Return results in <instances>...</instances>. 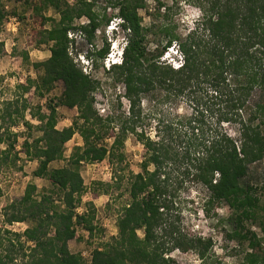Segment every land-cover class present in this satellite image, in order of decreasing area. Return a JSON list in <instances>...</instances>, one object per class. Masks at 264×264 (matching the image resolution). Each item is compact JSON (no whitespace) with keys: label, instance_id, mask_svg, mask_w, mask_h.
<instances>
[{"label":"trees","instance_id":"16d2710c","mask_svg":"<svg viewBox=\"0 0 264 264\" xmlns=\"http://www.w3.org/2000/svg\"><path fill=\"white\" fill-rule=\"evenodd\" d=\"M100 1L32 3L33 18L40 23L36 43L48 45L51 55L35 63L43 71L38 79L19 83L15 97L0 103V173L17 166L23 152L38 161L34 176L48 180L53 187L39 194L38 185L30 182L24 195L7 206L11 210L5 214L8 224L32 225L23 233L5 228L17 242L10 237L8 244L3 243L0 236V264H174L168 255L176 248L196 250L206 259L212 240L186 236L178 225L180 217L174 214L178 194L188 183L208 189L203 208L207 213L212 205L230 207L231 236L247 243L249 249L240 264H264L262 238L247 226L257 223L264 234L261 198L258 188L245 181L252 164L264 159V0H203V20L185 36L164 27L167 44L152 54L141 15L146 0H106L104 6ZM50 9L59 19L46 14ZM7 17L0 0V29ZM83 17L87 22H79ZM114 18L122 20L127 45L121 64H113L109 70L125 86L124 96L130 102L126 117L100 114L96 108L100 82L84 71L72 50L79 35L93 44L98 30ZM172 46L184 56L179 68L161 60ZM3 52L4 42L0 41V55ZM109 52L110 43H106L94 53L105 59ZM59 81L64 84L63 92L48 100L47 110L35 108L25 96L32 91L46 96ZM162 93L165 102L187 97L191 112L178 116L165 109L144 112L145 97L158 103ZM60 106L78 109L71 126L58 128ZM27 111L37 125L26 119ZM153 121L157 138L148 130ZM19 124L41 132L33 140L26 137L21 150L17 146L23 132L14 128ZM129 132L147 149L142 171L129 179L130 197L117 220L118 234L95 248L86 261L69 246L71 240L82 239L79 226L91 237L98 228L93 202H88L87 211L78 212L86 192L81 167L107 158L112 165L123 162ZM76 133L83 144L75 147L65 165L51 168L52 162L64 159L66 145ZM109 137H114L111 146L105 144ZM120 179L108 183L105 191L121 187ZM55 194L61 204H56Z\"/></svg>","mask_w":264,"mask_h":264},{"label":"rangeland","instance_id":"374dc122","mask_svg":"<svg viewBox=\"0 0 264 264\" xmlns=\"http://www.w3.org/2000/svg\"><path fill=\"white\" fill-rule=\"evenodd\" d=\"M39 0H2L8 17L5 19L0 29V41L4 42V52L0 55V103L15 97L16 87L19 83H26L29 78L38 79L43 71L35 67L36 62L44 61L50 57L51 51L48 45H37L36 34L40 28V23L33 18L32 3ZM73 1V0H69ZM104 6L106 0L100 1ZM146 0L147 7L141 10L145 28L148 29L147 41L148 50L157 53L164 50L167 44L168 36L163 31L164 27H169L172 32L185 36L193 27L197 26L205 13L206 3L203 0ZM110 11V8L108 9ZM47 15L59 19V14L50 9ZM83 17L79 22H87ZM116 18L112 19L108 25H103L98 32L93 44L85 37L78 36L73 47V55L83 66L87 73L100 82L96 91V108L101 115L106 117L109 114L121 115L126 117L129 110V100L124 96L125 86L115 80V73L111 72L112 56L107 59L99 58L94 52L102 48L106 43H110V51L113 48V42L117 39L122 44H126L127 35L119 30ZM73 35V34H72ZM125 40V41H124ZM177 47H175V50ZM94 53V54H93ZM88 54L92 55L91 57ZM174 57L171 49H167L161 60L172 63ZM85 58H92L88 66L85 64ZM85 61V63H84ZM35 88V87H34ZM32 88V90L34 89ZM64 84L57 82L53 90L46 96H37L32 93H26L27 98L35 108L42 106L47 110L46 105L49 99L57 98L63 92ZM163 93L160 101L145 97L143 102L144 112L157 113L160 109L170 111L172 116L183 115L191 112L190 103L187 97L165 102ZM257 96V94H255ZM255 96V97H256ZM156 100V101H155ZM161 102V103H160ZM158 106H157V104ZM154 105L156 107H154ZM158 108V109H157ZM36 110V109H35ZM79 112L77 108L58 107V128L71 126L77 118ZM153 116V115H152ZM153 118H155L153 116ZM178 118V117H177ZM26 119L32 124L37 125V119L31 116L27 111ZM153 120V119H152ZM117 122H119L117 120ZM116 131L119 125H116ZM154 121L148 127L149 133L153 138L155 135ZM22 133L19 138L17 150H21V145L26 137L30 140L41 135L36 128L28 129L25 125L19 124L14 127ZM114 137H109L105 141L107 146H111ZM83 144V139L79 133L67 143L64 159L51 163V168L61 167L67 163L69 156L73 153L75 147ZM125 160L116 162L112 165L109 159L100 162H85L81 167L82 177L84 178L86 192L83 195L82 202L79 205L78 212L84 213L89 208L88 202H93L97 208L96 224L98 225L96 234L91 237L89 232L78 227V232L82 235L81 240H71L69 246L75 253H81L86 261L91 260L92 252L97 247H103L110 242L113 236L118 234L117 220L122 214L124 206L129 202V191L127 190L129 179L133 174L141 172V163L144 160L147 149L133 132H129L124 143ZM38 167L37 160L29 159L25 153H20V160L17 166L7 167L0 173V230L3 243H9L11 237L15 242L17 238L12 234H7L5 228L13 232H21L30 225V222H16L8 224L6 222L7 206L13 201L19 200L25 193L26 186L30 182L38 185L39 194L47 192L53 186L42 178L34 176V170ZM153 169V165L150 166ZM120 177L122 179H120ZM121 181L122 186L109 187L107 184H114ZM247 183L257 187V194L261 198L262 208L259 211L260 218L264 216V159L254 163L246 180ZM187 184V183H186ZM175 216L180 217L178 225L182 228L186 236L200 237L203 240L211 239L213 244L208 252V258L203 259L196 250L190 249L184 251L182 248H176L168 256L174 259V264H240L248 249L247 243H240L238 239L232 238L234 225L230 222L231 209L226 203L211 206L207 213L204 211L205 200L209 196L208 189L200 184L188 183L178 194ZM58 200L56 204H61L58 194H55ZM255 231L263 241L264 234L259 224L249 222L247 225ZM139 235L144 236L143 230H139ZM22 240L25 237H21ZM4 248L1 250L3 251ZM6 252V251H4ZM21 257H18V261Z\"/></svg>","mask_w":264,"mask_h":264},{"label":"clouds","instance_id":"9594fccd","mask_svg":"<svg viewBox=\"0 0 264 264\" xmlns=\"http://www.w3.org/2000/svg\"><path fill=\"white\" fill-rule=\"evenodd\" d=\"M117 21H118L117 25L119 26L118 28H119V30L122 31L123 30L122 20L120 18H117ZM112 42H113V48L107 55V57L112 56V58H113L111 60V66L113 64H121V62H122V60L124 58L125 48H126V45H127V42H126V44H122L121 42H119L120 43V45H119L118 42H117V39H115ZM175 47L176 46L170 47L171 51L174 54V57L172 58V63L170 62V64H172V66L175 67V68H179L184 62V56L179 51V48L177 47V49L175 50ZM107 57H106V59H107ZM85 59H86L87 62L85 63V61H84V63L89 66L90 63H91V59L92 58H85Z\"/></svg>","mask_w":264,"mask_h":264}]
</instances>
